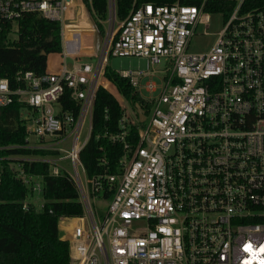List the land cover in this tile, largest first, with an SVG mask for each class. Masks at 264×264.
Returning a JSON list of instances; mask_svg holds the SVG:
<instances>
[{
  "label": "built area",
  "instance_id": "2783aa9c",
  "mask_svg": "<svg viewBox=\"0 0 264 264\" xmlns=\"http://www.w3.org/2000/svg\"><path fill=\"white\" fill-rule=\"evenodd\" d=\"M186 1L135 0L117 20V0H108L100 50L93 27L85 52L79 32L64 37L69 2L74 16L91 15L85 4L0 0V30L33 12L62 22L59 70H19L16 88L0 74V107L26 105V142L10 147L45 150L17 158L48 162L52 175L75 181L84 212L66 221L70 264H264V0H231L228 15L208 10L211 0ZM211 13L224 15L223 27L208 50L191 51L194 35L208 34ZM88 55L97 61L81 60ZM123 55L148 60L147 71L120 73L141 96L151 93L143 96L150 112L138 124L120 94L123 130L110 138L123 155L115 170L102 157L104 170L89 177L80 154L96 96L108 58ZM17 169L34 196L42 192L41 175Z\"/></svg>",
  "mask_w": 264,
  "mask_h": 264
},
{
  "label": "trees",
  "instance_id": "16d2710c",
  "mask_svg": "<svg viewBox=\"0 0 264 264\" xmlns=\"http://www.w3.org/2000/svg\"><path fill=\"white\" fill-rule=\"evenodd\" d=\"M83 1L91 9L92 18L104 34L102 21L107 19L108 0ZM173 1L137 0V4ZM134 2L117 0V17L120 20L126 18ZM233 3L231 0H211L207 9L223 8L228 15ZM12 26V23H8L5 29L0 30V74L9 79L12 88L17 87L19 70L36 73L59 70L58 60L62 57L60 53L63 49L60 20L47 19L38 12L26 14L18 22V36L14 40L10 38ZM103 84L94 104L90 139L80 154L89 177L104 170L105 166L100 160L102 157L110 160L111 168L115 170L118 159L123 155L122 143L113 142L110 138L112 133L123 130L124 109L120 104V94L140 125L139 109L148 115L151 108L129 79L109 64L105 67ZM71 105L74 106V102L66 106ZM25 106L15 100L0 107V264H70V242L63 238L60 221L62 218L83 215V203L73 179L65 174L52 175L48 162H28L17 158L28 153H45V150L10 147L26 142V127L21 118ZM137 139L136 132L130 129L129 141L136 144ZM15 163H20L27 173L41 175V193L45 199L42 207L37 208L31 201L29 209L24 208V202L32 199L34 194L29 183L18 175Z\"/></svg>",
  "mask_w": 264,
  "mask_h": 264
},
{
  "label": "rangeland",
  "instance_id": "374dc122",
  "mask_svg": "<svg viewBox=\"0 0 264 264\" xmlns=\"http://www.w3.org/2000/svg\"><path fill=\"white\" fill-rule=\"evenodd\" d=\"M73 1L78 2V0H73ZM69 10H73L72 5L69 7ZM211 15H212L211 16V26L207 30L208 34L203 33L201 30L200 32L198 31L197 34L194 35V37L192 38L190 42L191 51H206L212 46L213 42L217 38V34H218L217 32L220 31L221 28L223 27L224 15L222 13H211ZM88 17H90L89 14H88ZM89 19L91 21L90 24L93 25L94 18L90 17ZM117 20H119L118 17H117ZM103 24L106 25V28H107L109 26V18L103 21ZM92 25H90L91 29L93 28ZM17 36H18L17 28H15L13 32L10 34V38L14 40L17 38ZM93 59L94 61H97L95 57ZM108 59H109L108 60L109 66L112 69L119 71L121 73L124 72V70H138V71L148 70V60L146 57L142 55L141 56H137V55L110 56ZM161 67L162 65L159 64V65H155L154 68L159 70ZM144 78H151V76H146ZM153 79L156 80L160 84V82L163 81L162 73L158 72L157 74L153 76ZM141 94L145 97L151 96V93L147 92L145 89L142 90ZM157 95L158 93L153 94V96H157ZM14 165L16 167L17 163H15ZM33 198H34L33 202L35 203L37 208L45 201L44 197L42 196V193L40 192L36 193ZM103 203H104L103 201H99L98 206H100V204H103Z\"/></svg>",
  "mask_w": 264,
  "mask_h": 264
},
{
  "label": "crops",
  "instance_id": "0c3cea01",
  "mask_svg": "<svg viewBox=\"0 0 264 264\" xmlns=\"http://www.w3.org/2000/svg\"><path fill=\"white\" fill-rule=\"evenodd\" d=\"M79 2L85 4V2L83 0H78V3ZM70 14H71L72 23H69L64 29L65 39L70 40L72 37L71 31L76 30L77 32L80 33V35L79 34H77V35L81 38L80 40H82L81 46L79 45V48H84L85 52L92 51L93 50V48H92V37H93L92 36V30L93 29L90 28V25H92V24H90L91 21L89 19L90 17H92L91 16L92 14L90 15V17H88V15H86L85 13L74 16L73 10L71 11ZM93 23L97 26V24L95 23L94 20H93ZM92 27H94V26L92 25ZM94 33H95V31H94ZM83 58H81V60L93 59V57L90 55L83 56ZM61 60L62 59L58 60V67L60 65ZM33 199L34 198L32 197V201H33ZM67 220H68L67 218H62L60 221V230H61V233H63V238H65V239H68V234H70V232H68L69 231V224H68L69 222H66Z\"/></svg>",
  "mask_w": 264,
  "mask_h": 264
},
{
  "label": "water",
  "instance_id": "95a60500",
  "mask_svg": "<svg viewBox=\"0 0 264 264\" xmlns=\"http://www.w3.org/2000/svg\"><path fill=\"white\" fill-rule=\"evenodd\" d=\"M94 26V36H95V51L98 52L100 50V47L102 45V41H103V36L101 31L99 30V28L93 23ZM146 118V115L144 114V112H142L141 109H139V121L143 122Z\"/></svg>",
  "mask_w": 264,
  "mask_h": 264
},
{
  "label": "bare ground",
  "instance_id": "6f19581e",
  "mask_svg": "<svg viewBox=\"0 0 264 264\" xmlns=\"http://www.w3.org/2000/svg\"><path fill=\"white\" fill-rule=\"evenodd\" d=\"M72 5V2H69V4H68V10H69V7Z\"/></svg>",
  "mask_w": 264,
  "mask_h": 264
}]
</instances>
